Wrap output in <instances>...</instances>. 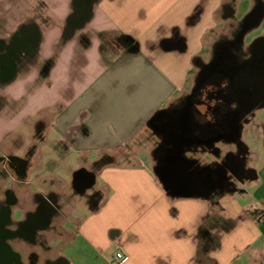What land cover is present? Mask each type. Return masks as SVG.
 Returning a JSON list of instances; mask_svg holds the SVG:
<instances>
[{"label":"crops","instance_id":"crops-1","mask_svg":"<svg viewBox=\"0 0 264 264\" xmlns=\"http://www.w3.org/2000/svg\"><path fill=\"white\" fill-rule=\"evenodd\" d=\"M236 1L91 0L76 23L79 0H0V158L26 161L4 189L20 215L48 196L59 208L38 264H264V106L238 141L178 154L214 171L242 144L239 183L200 189L187 164V189L171 194L161 179L173 174L155 171L174 150L158 116L178 111L204 54L245 21ZM128 149V163L114 160Z\"/></svg>","mask_w":264,"mask_h":264},{"label":"flooded vegetation","instance_id":"flooded-vegetation-1","mask_svg":"<svg viewBox=\"0 0 264 264\" xmlns=\"http://www.w3.org/2000/svg\"><path fill=\"white\" fill-rule=\"evenodd\" d=\"M263 15L264 0H255L245 21L231 27L230 37H222L215 43L210 62L204 66L200 64L195 85L178 111L174 115L169 113L160 117V129L165 130L168 140L173 142L174 150L171 153L184 150L188 142L206 144L220 137L233 138L242 121L257 107L264 106V38L244 48L247 36L258 26ZM186 106L190 120L187 130L180 137L179 133L174 132L180 127L176 117ZM213 152L218 153L217 150ZM171 153L163 162L164 174H182L184 165L177 167L175 156ZM228 155V159L224 158L216 165L217 169L207 181L194 177L200 189L224 186L222 172L226 174L228 183L233 181L232 178L240 180L249 176L243 170V148L238 144L236 154ZM16 163V170H13L10 159L0 158V264H38L40 258L36 248L49 253V223L58 216L59 208L48 196V200L39 202L36 211L14 218L12 206L17 199L9 188L4 187L11 183L12 177L21 179L26 161L18 160ZM81 182L86 183L87 180L82 178ZM76 183L78 186L79 182ZM36 197L40 198L38 195ZM42 264H61V261L45 258Z\"/></svg>","mask_w":264,"mask_h":264},{"label":"rangeland","instance_id":"rangeland-1","mask_svg":"<svg viewBox=\"0 0 264 264\" xmlns=\"http://www.w3.org/2000/svg\"><path fill=\"white\" fill-rule=\"evenodd\" d=\"M252 2L253 0H237L236 1V6H235V14H234V18L233 20L234 21H238V20H242L245 15H247L250 10H251V6H252ZM231 27V26H230ZM228 27V28H230ZM227 28V27H226ZM222 36L219 38L221 39ZM264 38V19L261 21V23H259L258 26H256L254 29H252L249 33V35L247 36L246 40H245V44L244 45H252V43L255 41V40H258V39H263ZM218 39V41H219ZM214 53V48L212 47V49L210 48V51L207 52V54L205 55L204 54V63H202V65H207L210 60L212 59L213 57V54ZM199 70H200V67H199ZM198 70V71H199ZM198 74V73H197ZM196 81V80H195ZM195 81L194 83H190L189 85V91L188 93L186 94V96L191 93L194 85H195ZM258 113L257 115V120L260 118V119H264V110L263 109H258L257 112ZM249 129L251 128V126L248 127ZM251 131V130H250ZM252 140H250V139ZM248 143L250 144V146H253L254 147V141H253V138L250 136H248V139H247ZM253 142V143H252ZM218 146L221 148L220 150L223 152V150L225 148H229V147H235L234 144L232 145H227V144H224V143H217ZM193 153V152H192ZM202 154V152H200ZM132 152L128 149V150H125V151H122V152H119L116 156L117 158H115L114 160H119V163L120 164H125V163H128L129 160H131V156H132ZM139 154V157L145 161V159H148L149 158V153H145V152H139L137 153ZM190 155H192L191 153H189ZM204 157H202V159L200 160L201 162H203L204 165H210V164H213V162H216L215 160L217 159L216 157H212V155L210 154H205L204 153ZM201 158V156H200ZM160 163H163L162 161ZM98 169V167H97ZM158 170V172L160 174L164 173L166 170H165V167H160L158 169H155V171ZM62 172H64V170H61ZM157 172V171H156ZM233 179V182L234 184L235 183H239L237 182L236 179L232 178ZM239 181V180H238ZM0 190H1V187H0ZM21 215H20V211L17 210V209H14V218H20ZM45 253V252H44ZM49 253H45L43 255H47ZM40 257V256H39ZM41 258V257H40Z\"/></svg>","mask_w":264,"mask_h":264},{"label":"water","instance_id":"water-1","mask_svg":"<svg viewBox=\"0 0 264 264\" xmlns=\"http://www.w3.org/2000/svg\"><path fill=\"white\" fill-rule=\"evenodd\" d=\"M91 3V0H85V1H81L80 0V5H82V8L79 9L80 13L77 14L74 18V21L76 23L80 22L81 21V17L80 15L84 14L85 13V6H87V4ZM178 121H179V125H180V137L182 136L183 132L187 130V127H188V122H189V114H188V108L186 106V108L183 110V112L181 113L180 116H178ZM239 123V122H238ZM239 137H240V126L238 127L237 129V132L236 134L234 135V137L232 138L233 142H236L239 140ZM182 151H180L178 154H181L182 155ZM187 170V169H186ZM185 170L184 172L181 174V177H183V174H185ZM172 173V172H171ZM163 174V173H162ZM169 175V174H167ZM225 177H226V174L224 172H222V179L221 181L225 180ZM167 179L169 180H172L173 182H168L166 181ZM166 180H163L161 179V183H162V186L164 187V189L166 191H168L169 193L171 194H175V193H179V192H182V191H179L178 189V186H180L179 184H181L182 186V183H178V179H177V175H171L169 176V178H166ZM185 188V187H184ZM182 190V189H181Z\"/></svg>","mask_w":264,"mask_h":264},{"label":"trees","instance_id":"trees-1","mask_svg":"<svg viewBox=\"0 0 264 264\" xmlns=\"http://www.w3.org/2000/svg\"><path fill=\"white\" fill-rule=\"evenodd\" d=\"M77 1L78 0H74V4H77ZM71 22V21H70ZM165 114H168V113H165V112H162L158 117H162L164 116ZM240 146L242 147V144H240ZM243 148V147H242ZM243 151H244V148H243ZM169 152V151H168ZM172 151H170L171 153ZM168 153V155L170 154ZM172 155H174V160L176 162V166L179 167V165H184V167L182 168V172L185 170V165L187 164H191L193 165V167L191 168V173L190 175H193L194 177L196 178H200V180L202 181H207L208 178L210 177V175L212 173H214V171L212 169H209V168H206V167H202V168H199L197 163L195 161H186L183 157L179 156L178 153H171ZM230 155H227L226 158L228 159ZM167 157L164 158V160L166 159ZM162 161V160H161ZM160 161V162H161ZM164 162V161H163ZM161 167V166H160ZM176 167V168H177ZM180 171V170H179ZM180 174V173H179ZM178 172L176 175H179ZM175 175V174H173ZM181 175V174H180ZM199 176V177H198ZM168 181V180H166ZM168 182H173L172 180H169ZM202 183V182H201ZM180 186H178V189L179 191H185L187 189V183H182V186L181 184H179ZM185 187V188H184ZM182 189V190H181ZM191 189V187L189 188Z\"/></svg>","mask_w":264,"mask_h":264},{"label":"built area","instance_id":"built-area-1","mask_svg":"<svg viewBox=\"0 0 264 264\" xmlns=\"http://www.w3.org/2000/svg\"><path fill=\"white\" fill-rule=\"evenodd\" d=\"M115 258H116L117 260H120V259L122 258V255H121L120 253H116V254H115Z\"/></svg>","mask_w":264,"mask_h":264}]
</instances>
